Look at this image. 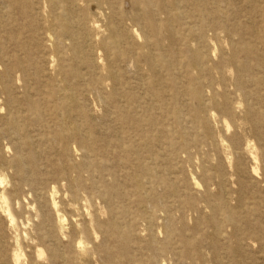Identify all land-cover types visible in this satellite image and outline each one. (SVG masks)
Masks as SVG:
<instances>
[{
  "label": "bare ground",
  "instance_id": "bare-ground-1",
  "mask_svg": "<svg viewBox=\"0 0 264 264\" xmlns=\"http://www.w3.org/2000/svg\"><path fill=\"white\" fill-rule=\"evenodd\" d=\"M262 12L0 0V264H264Z\"/></svg>",
  "mask_w": 264,
  "mask_h": 264
},
{
  "label": "rangeland",
  "instance_id": "rangeland-1",
  "mask_svg": "<svg viewBox=\"0 0 264 264\" xmlns=\"http://www.w3.org/2000/svg\"><path fill=\"white\" fill-rule=\"evenodd\" d=\"M253 1V4L256 3V5H258V7H261L263 12L260 16H257V17H250L253 21L256 22L257 26L259 27L260 29V38L261 39H264V0H252ZM249 17H242L243 18H249ZM225 70L227 71H231L229 70L228 68H226ZM234 74V72H233ZM190 126V125H189ZM210 127L212 128V130H214L215 132H226L227 134L225 135H230V132H233V128L229 131H227L226 128H220V125L218 123H216L214 120L211 121L210 123ZM202 134V129L201 128H198L197 130L196 129H189L187 130V134L185 135V138L186 139H190V136L192 137H197L199 135ZM175 143V141H173ZM222 157H223V162L225 165H228V159L227 157H225V155L222 154ZM169 167L172 168L175 172V168H176V163H169ZM175 167V168H174ZM190 171V170H189ZM2 178H4V175H0ZM198 179H200L199 176H197ZM170 181L171 183H176V178H177V175L174 173L172 177H170ZM9 181V179H7ZM8 181H6V183L8 184ZM16 180H13L9 183L8 187L6 188V191H7V196L10 197V203L11 201H13L11 198H12V195H13V185L16 184ZM195 192H202V189H195L194 190ZM1 205V203H0ZM11 208H12V211L14 212L15 209H13V203H11ZM16 211V210H15ZM15 213V212H14ZM194 218L190 219L188 221V224H190L189 226H191L193 223H194ZM6 227L7 225L4 224L3 227ZM35 231V224L34 226L31 224L29 225L27 228L26 227H20L19 228V231L17 232L16 230H11L9 233L11 235H15L17 236L18 234H20V241L17 245H19V250L21 251V253L24 255L22 258V264H29L30 260L31 259H35L36 260V255H35V243L33 242V240L31 239V233L33 234ZM162 238V236H161ZM17 248L16 246H13V247H10L9 249V254H8V260L10 261L12 259V256L13 254L15 253L14 249ZM46 261V259H45ZM168 261L170 262V264H187L185 261H177V259L173 258L172 255H169L168 256ZM231 261V258H226L225 259V262H229ZM209 264H216L212 259H208L207 261ZM263 262V261H261Z\"/></svg>",
  "mask_w": 264,
  "mask_h": 264
}]
</instances>
